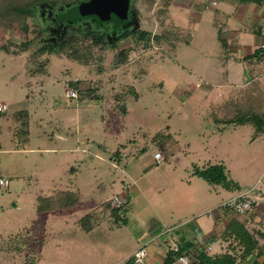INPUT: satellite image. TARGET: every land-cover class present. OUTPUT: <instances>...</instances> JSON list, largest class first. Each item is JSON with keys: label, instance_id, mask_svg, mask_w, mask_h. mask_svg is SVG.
Here are the masks:
<instances>
[{"label": "rangeland", "instance_id": "rangeland-1", "mask_svg": "<svg viewBox=\"0 0 264 264\" xmlns=\"http://www.w3.org/2000/svg\"><path fill=\"white\" fill-rule=\"evenodd\" d=\"M73 1L62 0L56 5ZM180 2L178 11L182 6L187 9L183 16L174 19L169 11L167 20H175L184 28L185 37L190 32L192 43L182 44L173 58L153 43L160 29L166 27L164 22H169L166 17L155 16L160 0H136V13L144 28L118 49L107 48L94 36L72 34L58 52L49 48L51 53L47 52L39 45L31 17L28 35L15 30L0 33V105L8 107L0 114V179L9 182L8 188L0 187V243L4 236L28 228L37 236L32 245L38 264H114L164 234L166 226L156 213L171 221L167 214L177 199L189 196V171L195 166L223 165L235 184L234 191H228L197 177L200 201L201 196L216 189L220 200L226 201L261 179L264 137L254 138L248 125L226 127L219 121L234 119L236 111L245 110V117L264 114V92L254 82L251 60L245 59L243 50L261 44L259 35L249 34L256 22L250 19L240 23L238 29L248 35H241V43L226 46L219 42L224 39L220 31L194 21L196 9L188 11L200 0ZM152 3L155 6L150 10ZM39 4L53 3L43 1L35 8ZM254 7L251 5L249 11ZM75 14L77 8L72 6L68 16ZM145 35L152 37L147 47L142 46ZM23 43L30 47L20 50ZM77 50L87 51L85 62L70 59ZM90 55H94L92 60H88ZM121 58H127V63ZM70 91H76L78 98L67 97ZM24 110L31 112L32 140L21 152L16 151L19 139L13 122ZM72 147L78 149L75 154L67 152ZM39 148L57 153L46 154ZM155 151L171 158L172 171L159 166L146 174L155 168L149 161ZM138 154L140 158L131 162ZM120 156H129L131 161L119 165L115 160ZM135 179L140 183H134ZM182 180L186 182L183 187ZM129 186L148 190L131 205L117 210L121 227L115 226L114 233H109L105 222L90 234L78 231L79 225L75 228L76 216L84 217L114 196L111 203L116 208L117 198L122 201ZM57 190H80V207L42 220L36 209L37 197ZM188 223L194 228V221ZM23 261L11 252L0 253V264Z\"/></svg>", "mask_w": 264, "mask_h": 264}, {"label": "crops", "instance_id": "crops-1", "mask_svg": "<svg viewBox=\"0 0 264 264\" xmlns=\"http://www.w3.org/2000/svg\"><path fill=\"white\" fill-rule=\"evenodd\" d=\"M212 2H216L217 5H211L210 3ZM220 2H222L223 4L222 10L219 9ZM180 3V0H173L171 6L169 7V11L172 12L173 18L174 16L177 17L178 15L183 16V11L187 10L183 8L184 6H182L181 10L178 11ZM251 5H254L255 7L251 11H249L248 8H250ZM192 9H196L197 11L194 16V21H200V25H202V23H205V25L213 26L217 32L220 31L222 33V36L224 35V39L222 38L223 40L219 39L220 44L221 41H223L224 45L226 46H228L227 44L231 42L235 44L241 43V35L245 36L248 35V33L247 31L245 33H242V30L238 29L239 24L243 23L244 20L250 21V19H253V21L255 20L256 26L253 32L250 31L249 34L256 33L260 36L261 43L263 41V38L260 34V28L264 24H260L262 23V21L264 23V11L262 10L264 9V3L262 5H257L244 4L241 2V0H200V3H193L192 6H189L188 11ZM259 12H261V16L259 15ZM179 27L181 26L179 25ZM257 49L258 48L255 47L245 46V48L243 49L245 53L244 57L246 60H251L250 68L253 69L251 73L255 75L254 82L256 83L258 88L262 92H264V65L255 66L252 61ZM218 96L223 100H228V96H225L221 93H219ZM26 111L29 112L31 118V112L29 110ZM219 121L223 122V120ZM227 125L228 124L223 126L227 127ZM236 125L237 124H231L229 126ZM213 129L215 132L218 131L216 125H213ZM261 136L264 137V133ZM31 140L32 133L30 119V136L29 141L27 142V146L30 145ZM17 143L19 144V142ZM22 149L23 148L19 149L17 147L16 151L22 152ZM29 149L30 148H28L27 150ZM38 151L44 152L46 154L57 153V150L55 149L48 150L39 148ZM77 151L78 149L75 147L67 149V152L69 154H75ZM156 153L157 151H155L154 154ZM129 156L125 159L123 156H120V158L117 159V161L115 160V162L119 165H122L123 163H129L131 161L129 159ZM140 156L141 155L138 154L131 162H135L140 158ZM163 156L165 158V162L163 164H159L156 161L155 155L154 157H151L149 159L151 166L153 165L155 168L151 167V170L146 174L151 173L153 170L160 169L158 168L159 166H165V170H167L168 168L172 171L173 166L170 165L171 158H167V156H165L164 154ZM195 168L200 167L195 166L191 171H189V176H191L189 181L191 185V190L189 189V196H187V199H177L175 207H172L171 211H169L167 214L171 221H169V219L164 220V218L160 214L156 213L159 220H161L166 226L164 234L162 235L161 233L160 235L155 236L153 239H150L148 242H145L144 244L138 246L135 250L130 252L126 260H122L121 262L118 261L114 264H124L127 260L134 257L135 254L145 246H148V256L146 258L145 264H165L167 259L170 258L173 253H178V256H188L191 259V264H264V171L262 173L261 179L251 189H249L253 190V195L259 199L255 214H253L251 217H237L227 211H213L215 208L220 207V205L225 202V200H220L221 193H219L217 189L212 192L209 190V193L207 195L201 196L202 201H200V195L196 196V190L200 189V183H197L196 178L199 176L195 175ZM74 171H76V169L72 168V172ZM132 172L133 171H131L130 173ZM194 181L195 183L193 186ZM134 183L139 184L140 182L139 180L137 181L135 179ZM185 183L186 182H184L183 180L180 181V186L183 187ZM129 187L130 189L128 191H125L124 199H122L123 206L131 205L135 201L134 199H137L140 195L145 194L148 190L138 188L137 186ZM177 187L180 189L179 185H177ZM245 191L246 190L242 192ZM60 192H78L81 195L80 190H57L51 195H39L37 197L36 209L39 217L42 220L45 219L46 216H49L51 214H61V212L65 213L74 211L80 207L81 197L77 205L70 206L69 208L59 209L46 213H40L38 211L39 197L50 198L59 194ZM128 192L130 194L132 193V196L129 195ZM193 195H195L196 197ZM114 197L107 199L100 204L101 208L105 207L107 209L105 212H102V210L100 211V207L97 206L92 208V210L82 218H77L76 216L73 222L75 228H77V226L79 225V228H77L78 231H80L81 233L90 234L100 228L101 222H105L109 226V233H114V231L116 230L115 226L121 227L119 220L116 218L118 217V214L116 213L117 210H114L115 207H113L111 203V200H113ZM198 197L199 199L196 200V198ZM184 204L188 207H186ZM14 207L17 208L18 205L14 204ZM150 207L152 208V206ZM179 208L182 209L183 212L180 211ZM101 213H103V215ZM200 215H202V217H200ZM184 217L187 218H185L184 221L180 222V220ZM188 217L192 218L189 219ZM112 218L114 219L113 222H111V220H113ZM88 220L89 223L84 224V222ZM190 220L194 221V228H192L191 224L188 223V221ZM34 233V231H31L28 228H24V231L20 232L17 235L10 234V236H4L3 238H1L3 242L0 243V248L2 249L0 250V253L8 251L14 255L16 254L21 256L22 259L24 258V264H38V262L36 261V251L34 250L32 245L33 242H37V236ZM40 257L42 258V256ZM174 264H178L177 259Z\"/></svg>", "mask_w": 264, "mask_h": 264}, {"label": "trees", "instance_id": "trees-1", "mask_svg": "<svg viewBox=\"0 0 264 264\" xmlns=\"http://www.w3.org/2000/svg\"><path fill=\"white\" fill-rule=\"evenodd\" d=\"M43 1H49L53 4H60L62 0H0V33L2 31H20L24 33V35H28L30 32V22H28V18L31 17L33 9L35 6ZM160 9L155 12V16L158 19L162 17H166L165 21L168 18L169 7L171 6L173 0H160ZM244 4H257L262 5L264 0H241ZM155 3L151 4L150 10L153 9ZM167 14V16H166ZM169 21V20H167ZM166 27L160 29L159 34L155 37L153 43H155L159 48H165L166 54L169 56H176L177 49L182 44L190 45L192 43V36L190 32L188 36L185 37L186 33L184 29L177 26L175 20H170L169 22H164ZM151 35L144 36V43L142 44L143 47L149 46L151 43ZM20 50H27L30 47L29 43L20 44ZM46 49V48H44ZM47 52H50L49 49H46ZM164 50V51H165ZM87 51H75L71 53L69 56L70 59L74 61H82L85 62L86 56L89 54L87 53L85 56L84 54ZM51 53V52H50ZM19 53H14V55H19ZM94 55H90L88 60H92ZM123 59V58H121ZM120 59V60H121ZM123 62L127 63V58L123 59ZM149 62V60L147 59ZM125 64V63H124ZM145 71L147 69L145 68ZM233 107V106H232ZM230 110H234V108L229 107ZM235 112V111H234ZM237 116L234 119L223 120L224 123L231 125V124H242V125H249L253 128L254 131V138L260 137L264 133V114L262 115H251V117H245L243 112H235ZM241 114V116L239 115ZM240 116V117H239ZM14 126L18 132V141H19V149L27 146V142L29 141L30 136V114L28 111L24 110L18 112L17 115L14 117ZM195 175L202 178L204 181L209 183L210 185L214 186H222L227 190H233L235 184L229 177L228 171L225 166L223 165H216V166H209L207 168H195ZM80 193H65L60 192L59 194L52 196L50 198H38V211L40 213H46L50 211H55L59 209L69 208L70 206H75L80 201ZM123 206V205H122ZM121 207L115 208L114 210H120ZM178 253H173L170 258L167 259L165 264H174L176 259L178 261ZM178 257V258H177ZM124 264H136L135 257L130 258Z\"/></svg>", "mask_w": 264, "mask_h": 264}, {"label": "flooded vegetation", "instance_id": "flooded-vegetation-1", "mask_svg": "<svg viewBox=\"0 0 264 264\" xmlns=\"http://www.w3.org/2000/svg\"><path fill=\"white\" fill-rule=\"evenodd\" d=\"M89 1L75 0L65 6L39 4L34 8L31 21L39 45L55 53L72 34L78 37L87 34L99 38L100 43L108 46L109 49H118L123 42L131 41L137 32L143 30V21L136 13V0H131L128 19L121 20L112 14L109 21L101 20L97 14L83 16L79 7ZM70 4L71 7L75 6L78 12L73 18L68 16L71 7L67 6ZM113 21H116V24H112Z\"/></svg>", "mask_w": 264, "mask_h": 264}, {"label": "built area", "instance_id": "built-area-1", "mask_svg": "<svg viewBox=\"0 0 264 264\" xmlns=\"http://www.w3.org/2000/svg\"><path fill=\"white\" fill-rule=\"evenodd\" d=\"M213 6H216L217 3H210ZM260 33L263 38L262 43L260 44L259 48L257 49L254 57L253 63L257 65H264V25L260 28ZM67 96L72 99H77L78 94L76 91H70L67 93ZM8 111V107L6 105H0V114L6 113ZM155 159L159 164H163L165 158L162 153L157 152L155 154ZM9 182L3 179H0V187L1 188H8ZM117 206L119 208L123 205V202L117 198ZM259 199L253 195V190L245 191L239 193L238 195L228 199L225 201L218 210L227 211L234 216L237 217H251L256 212V206L258 204ZM212 214V212H211ZM178 251V250H176ZM148 256V246L141 248L135 254V263L136 264H145L146 258ZM178 264H191V259L184 255L178 258Z\"/></svg>", "mask_w": 264, "mask_h": 264}, {"label": "water", "instance_id": "water-1", "mask_svg": "<svg viewBox=\"0 0 264 264\" xmlns=\"http://www.w3.org/2000/svg\"><path fill=\"white\" fill-rule=\"evenodd\" d=\"M72 4L67 7L70 8ZM131 0H90L79 7L83 16L97 14L101 20L109 21L111 15L115 14L119 19H128Z\"/></svg>", "mask_w": 264, "mask_h": 264}]
</instances>
